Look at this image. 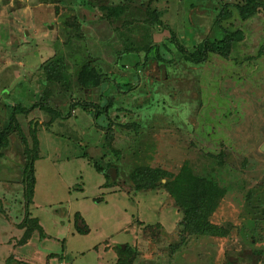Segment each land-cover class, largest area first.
Returning <instances> with one entry per match:
<instances>
[{
	"label": "rangeland",
	"instance_id": "rangeland-1",
	"mask_svg": "<svg viewBox=\"0 0 264 264\" xmlns=\"http://www.w3.org/2000/svg\"><path fill=\"white\" fill-rule=\"evenodd\" d=\"M242 2L0 0V128L8 121L3 103L38 104L28 115L17 113L9 138L2 136L9 145L0 147V180L20 176L11 146L19 150L25 138L31 149L34 125L31 208L43 225L30 216L26 184L16 187L14 201L23 208L16 203L5 213L0 202V234L13 233L0 235V264H264V15L242 20ZM225 6L232 15L219 22ZM236 28L244 36L227 58L208 53L194 64L176 48L192 51ZM150 44L165 45L164 61L153 52L145 59ZM126 50L141 63L136 71L122 67ZM58 58L63 76L49 80L43 64ZM84 62L102 73L103 84L81 86ZM115 79L127 84L117 91L108 85ZM105 91L113 105L95 116ZM184 166L223 190L209 220L224 236L185 227L179 201L164 187ZM98 167L115 168L112 184ZM140 168L172 175L137 189L131 178ZM13 213L20 231L5 226ZM88 226L86 234L75 230ZM28 229L34 233L25 244Z\"/></svg>",
	"mask_w": 264,
	"mask_h": 264
},
{
	"label": "trees",
	"instance_id": "trees-1",
	"mask_svg": "<svg viewBox=\"0 0 264 264\" xmlns=\"http://www.w3.org/2000/svg\"><path fill=\"white\" fill-rule=\"evenodd\" d=\"M236 8L239 17L242 20L248 19L259 12H262L264 15V2H261L259 0H243L242 4H237ZM120 10L121 8L119 7H117L116 9H112L111 14L117 15L119 14ZM231 15H232V11L227 6H225L223 7L222 11L218 16V21L221 22L223 20H227ZM224 31L225 32L222 38L204 39L200 43H198L195 46V49L192 51H187L178 45H176V48L182 54L183 58L186 61L194 64H199L203 62L206 59L208 53H216L223 56L224 58H227L232 50V46L237 42H240L243 39L244 35L243 32L237 28L233 30H224ZM160 45L150 44L146 46L143 49L145 59L147 57H151V53L153 52L154 57L157 60L164 61L165 58H163L161 50L166 49V47L163 44ZM127 53L129 55H127ZM120 56L122 57L128 56V61H127L128 64L123 63L122 67H128L129 70L131 71H136L141 65V63L139 64L133 59L134 56H136V54L131 53L128 50L121 53ZM138 59H139L138 61L140 62L141 57L139 56ZM64 68H65L64 62L59 58L50 60L49 62L43 64V70L45 72L46 77L49 80H56L61 78L63 76L62 72ZM102 81L104 82L102 73L97 72V70L93 67V65H88V63L84 62L80 68V72L78 76V82L81 84V86L94 87L103 84ZM126 84H127L126 81L120 83L117 82V80L115 79L113 82L109 81L108 85L110 87H113V89L120 91L119 88H123L124 85ZM104 95L106 96V91ZM105 98L107 99V96ZM3 104H5V107L7 108L8 111V117H7L8 121L6 122V124L3 125L2 128H0V147L4 145L3 141L5 139L2 138L5 136L7 137L8 133L12 131V129H14L15 121L17 120L16 119L17 113L27 114L34 107H36V105H38L37 103L35 105L32 104V106L28 108L23 106L22 104H14V105L8 103H3ZM89 104L91 107V103ZM112 105H113L112 101H110V99H107L105 105L100 106V109H98L95 112V116H98L102 112H104L107 115L109 112L108 108H111ZM42 106L45 107L46 104H43ZM42 106H40V108L43 109L44 107ZM54 111H56V115H58L59 111L56 109ZM34 124L36 125V123ZM109 124L110 123L106 119L105 125L108 126ZM29 132L32 139V148L31 149L28 148L27 150V156L30 161L26 166L25 174H24L25 179L23 182L26 184L24 190L28 199L31 198L35 183L34 182L35 177L33 172V161L36 155L34 154L33 151L34 148H38L37 131L34 125L31 126ZM23 140L26 139L23 138ZM112 168L113 167H110L108 169L107 171L108 173L104 172V176L108 180L107 185L112 184L111 183L113 180L112 178L115 177V175L112 176L111 172H109V170H111ZM114 169L115 168H113V170ZM97 170L99 172L101 171L103 172L105 169L102 170L101 167H98ZM169 175L172 174L168 171L159 168H154V169L140 168L134 171L131 180L137 189H147V188H154L160 179L166 177L168 178ZM164 187L168 191L169 195L173 197L176 202L179 201L178 203L183 209V213H184L183 218L186 220L185 227L188 230L196 234H207V235H216V236L225 235L226 231L224 230L223 227L219 225H214L209 220V215L211 214L215 205L217 204V200L221 197L220 193L222 194L223 192V190L220 189L217 185L213 184L212 181L210 180L207 181L204 178H197L193 176L190 173V169L184 166L182 167L181 171L176 176H174L173 179L170 180V182H165ZM76 228H77L76 230L79 233H83V231L79 227ZM30 231L31 229H28L26 235L22 238V241L24 239H27V237H29Z\"/></svg>",
	"mask_w": 264,
	"mask_h": 264
},
{
	"label": "crops",
	"instance_id": "crops-1",
	"mask_svg": "<svg viewBox=\"0 0 264 264\" xmlns=\"http://www.w3.org/2000/svg\"><path fill=\"white\" fill-rule=\"evenodd\" d=\"M29 113V112H28ZM28 113L27 114H23V115H28ZM17 117V116H16ZM20 129H21V126H20ZM21 131H22V129H21ZM22 133H23V135H24V131H22ZM8 138H9V135L7 136ZM19 138H20V136H19ZM6 141V140H5ZM20 141L22 142L21 144L24 146V147H22V148H19V150H18V148L17 147H12L11 146V148H14L15 150H16V152L15 153H17V156H19V159H18V161L16 162V164L17 165H19V168H20V176L17 178V179H13V180H4V179H1L0 180V186L2 187V190L0 191V202L1 201H6L5 203H4V209H5V213L7 212V209H9V207H11L12 209L10 210V212H13L14 211V209H13V205H15L16 203L18 204V206L20 207V206H22V208H23V206H24V204H23V201L21 200V202H15L14 201V196H17L16 195V191H15V188L16 187H21V189L23 188L22 187V185H23V182H24V174H25V169H26V166H27V164H28V162L30 161V160H28L27 158V149H26V147H25V141L26 140H22L21 138H20ZM32 141V140H31ZM32 143V142H31ZM9 145V139L6 141V142H4V145L1 147L2 148V151H5L6 150V148H7V146ZM27 145V144H26ZM32 146V145H31ZM10 148V147H9ZM8 149V148H7ZM10 150H12V149H10ZM7 151V150H6ZM1 154H0V156H2V155H4V152H0ZM6 155V154H5ZM7 155H9V151L7 152ZM11 158V157H10ZM25 159V160H24ZM27 161V162H26ZM25 163V164H24ZM109 172H111V174H112V176L113 175H115V171L113 170V168L111 169V170H109ZM100 173H102V172H100ZM103 174V176H104V173H102ZM34 177H35V170H34ZM35 184H36V179H35V183H34V187H33V192H32V195H31V198H30V204H29V206H28V211H29V213H30V216H32L33 218H34V220L37 218V217H34V208H31V205L32 206H35ZM0 187V188H1ZM23 190V189H22ZM20 192V191H19ZM19 192H18V194H19ZM24 194L22 193V196H23ZM8 196H11L12 197V200H11V202H10V200H8L7 199V197ZM22 199H23V197H22ZM9 203V204H8ZM2 207V208H3ZM18 207V208H19ZM38 206H36V208H37ZM17 208V209H18ZM19 210V209H18ZM9 211V210H8ZM79 211H76L75 213H78ZM74 213V214H75ZM80 213V212H79ZM78 213V214H79ZM14 215H7V218H8V222H5V226L7 227V228H15V229H17V230H21L22 229V227H19V225L18 224H16L15 223V220H14V218L16 217V214L15 213H13ZM21 214V213H20ZM22 215H23V212H22ZM79 215H81V213L79 214ZM82 216V215H81ZM14 217V218H13ZM13 218V219H12ZM83 218V217H82ZM37 221H38V224H39V222H40V226L42 225V221L40 220V219H36ZM0 221H1V219H0ZM82 221H85V219L83 218L82 219ZM3 221H1V223H2ZM15 224H16V226H15ZM87 224H89V223H87ZM43 226V225H42ZM90 226V225H89ZM86 227V232L84 231L83 233H79L76 229V231L79 233V235L80 234H86V233H88V232H90L91 231V228L90 227ZM65 227V226H64ZM43 229V228H42ZM42 229L40 230V232H39V234L41 235V236H45V235H47L48 237H52V235L50 234V232H47V231H42ZM62 229V228H61ZM60 229V230H61ZM70 231V229L68 230V233H71L72 234V229H71V231ZM33 232V231H32ZM32 232H30V233H32ZM34 233V232H33ZM0 235H2V236H10V235H13V233H12V229L11 230H9V231H7V233H1ZM32 235V234H31ZM66 235H67V233H65V232H63L60 236H62V237H60V238H58V239H60L61 240V246L62 245H65V239H66ZM53 237L54 238H57L56 236H54L53 235ZM2 238V237H1ZM31 237L29 236V238H28V240H26V241H24V243L25 244H28L29 242H31V240H29ZM24 244V245H25ZM6 249H7V251H9L10 252V250L12 249V247H10L9 245H6Z\"/></svg>",
	"mask_w": 264,
	"mask_h": 264
},
{
	"label": "water",
	"instance_id": "water-1",
	"mask_svg": "<svg viewBox=\"0 0 264 264\" xmlns=\"http://www.w3.org/2000/svg\"><path fill=\"white\" fill-rule=\"evenodd\" d=\"M262 150L264 151V144H263V146H262Z\"/></svg>",
	"mask_w": 264,
	"mask_h": 264
}]
</instances>
